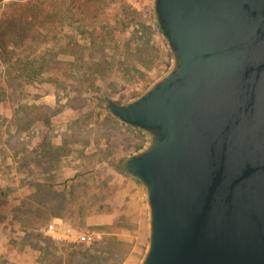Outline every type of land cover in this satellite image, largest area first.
Returning <instances> with one entry per match:
<instances>
[{"label":"rangeland","instance_id":"rangeland-1","mask_svg":"<svg viewBox=\"0 0 264 264\" xmlns=\"http://www.w3.org/2000/svg\"><path fill=\"white\" fill-rule=\"evenodd\" d=\"M4 15L19 21L5 34L20 38L12 63L50 66L23 82L13 64L0 65V264H138L145 232L104 235L108 224L97 229L92 217L99 205L108 211L102 204L117 186H138L118 165L144 136L112 119L100 99L124 103L167 69L152 0H0ZM55 218L95 232L94 242L40 233Z\"/></svg>","mask_w":264,"mask_h":264},{"label":"water","instance_id":"water-1","mask_svg":"<svg viewBox=\"0 0 264 264\" xmlns=\"http://www.w3.org/2000/svg\"><path fill=\"white\" fill-rule=\"evenodd\" d=\"M165 72L124 103L144 136L122 173L138 182V264H264V0H152Z\"/></svg>","mask_w":264,"mask_h":264},{"label":"crops","instance_id":"crops-1","mask_svg":"<svg viewBox=\"0 0 264 264\" xmlns=\"http://www.w3.org/2000/svg\"><path fill=\"white\" fill-rule=\"evenodd\" d=\"M126 178L138 186H130L131 183H129V186H117L112 199L108 203L102 204L108 205V211H99L101 207L99 205L96 211L93 210L92 223L97 229L107 223L110 229L108 231L100 230L101 234L104 235L108 234L117 238H128L134 237L137 232L141 233L143 231L147 237V209L142 190L137 181L127 176ZM105 217L107 218L106 220L104 219ZM63 223L71 226V223L66 219L55 218L46 225L41 226L39 231L49 224L61 225ZM133 226L136 227L134 228Z\"/></svg>","mask_w":264,"mask_h":264},{"label":"trees","instance_id":"trees-1","mask_svg":"<svg viewBox=\"0 0 264 264\" xmlns=\"http://www.w3.org/2000/svg\"><path fill=\"white\" fill-rule=\"evenodd\" d=\"M25 5L28 6V3ZM4 7L11 9L18 8L19 4L8 3L5 4ZM0 21L2 23H6L5 30H0V65H4L7 68L13 64L14 67L12 69L16 67L18 70H20L19 75L13 77V79L15 80H21L23 82H31L33 80H37L38 76L41 75L43 71L50 66L49 59H40L36 60V62H31L29 60L22 62L21 60L17 59L15 63H12V59L14 58L12 54H15L14 50L17 48L15 45L18 43V40L20 41V38L18 37V35H16V38L12 36L11 38H7L6 40L5 34H7V32H9L11 29L16 30V26L19 25V21H16L14 17H10L8 15H4L3 19H1L0 17ZM40 80L46 81L44 78H40ZM102 101L103 99H100L101 103ZM118 167L119 171L122 172L123 161L118 165Z\"/></svg>","mask_w":264,"mask_h":264},{"label":"built area","instance_id":"built-area-1","mask_svg":"<svg viewBox=\"0 0 264 264\" xmlns=\"http://www.w3.org/2000/svg\"><path fill=\"white\" fill-rule=\"evenodd\" d=\"M40 233L57 241H75L90 245L96 236L93 231H78L66 223L61 225L49 224L40 230Z\"/></svg>","mask_w":264,"mask_h":264}]
</instances>
